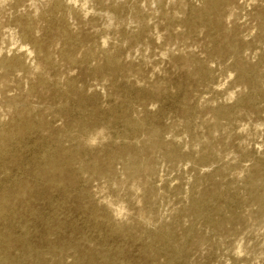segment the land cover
<instances>
[{
    "label": "rangeland",
    "instance_id": "rangeland-1",
    "mask_svg": "<svg viewBox=\"0 0 264 264\" xmlns=\"http://www.w3.org/2000/svg\"><path fill=\"white\" fill-rule=\"evenodd\" d=\"M0 62V264H264V0H0Z\"/></svg>",
    "mask_w": 264,
    "mask_h": 264
},
{
    "label": "bare ground",
    "instance_id": "bare-ground-1",
    "mask_svg": "<svg viewBox=\"0 0 264 264\" xmlns=\"http://www.w3.org/2000/svg\"><path fill=\"white\" fill-rule=\"evenodd\" d=\"M13 63H11V62H9V63H4V62H0V68H11L13 65H12ZM21 66V68H23V69H26L27 68V66H23V65H20Z\"/></svg>",
    "mask_w": 264,
    "mask_h": 264
}]
</instances>
